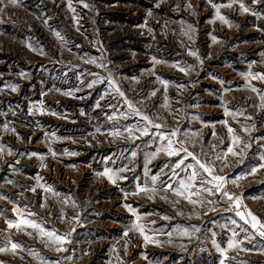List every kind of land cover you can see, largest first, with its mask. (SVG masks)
Here are the masks:
<instances>
[{
	"label": "rangeland",
	"instance_id": "rangeland-1",
	"mask_svg": "<svg viewBox=\"0 0 264 264\" xmlns=\"http://www.w3.org/2000/svg\"><path fill=\"white\" fill-rule=\"evenodd\" d=\"M0 9V264H264V237L226 197L200 191L192 204L162 190L195 170V193L211 177L191 157L175 168L183 152L160 151L170 139L210 163L242 197L239 211L264 221V80L253 78L264 74V0H3ZM142 115L161 127L141 136ZM229 146L238 155L224 157ZM105 169L115 184L97 175ZM154 175L158 194L132 195ZM137 215L158 243L123 235ZM18 217L70 242L9 228Z\"/></svg>",
	"mask_w": 264,
	"mask_h": 264
},
{
	"label": "snow or ice",
	"instance_id": "snow-or-ice-1",
	"mask_svg": "<svg viewBox=\"0 0 264 264\" xmlns=\"http://www.w3.org/2000/svg\"><path fill=\"white\" fill-rule=\"evenodd\" d=\"M9 2L13 5L17 4V0H9ZM3 3V0H0V4ZM229 7L231 5H228ZM84 7H88L87 4L84 5ZM187 7H192L191 4L187 5ZM240 8L242 11H248V9H246L244 7L243 4L240 5ZM3 9H0V11H2ZM216 16L223 21L224 23H228V21L225 19L224 16L220 15L219 11L216 12ZM56 36L58 38H60V34L56 33ZM213 41L215 42V37H213ZM191 55H195V53L190 52ZM199 58V57H197ZM94 62V61H93ZM155 63H161V61L159 60H155ZM173 67H176L175 65H173ZM178 70L185 72V74H187V69L185 68H179ZM259 78L260 80H264V74L261 73H257L255 77L253 78ZM95 83V82H93ZM161 84L165 85V88L167 87V81L161 80L160 81ZM109 84H112V81L109 80ZM114 86V85H113ZM89 87H92V84H89ZM13 91H15V87H13L12 89ZM116 91L119 93V95L121 97L124 96V93L120 91V89L117 87ZM252 91H256L255 88L252 89ZM70 95V93H68ZM150 95L155 96L156 92L153 91ZM262 100H264V97H261ZM126 103H128L127 101H125ZM129 107H131V104L129 103ZM30 113H31V109H30ZM41 114H43V111L41 110ZM53 115H55L54 113H52ZM139 114V113H137ZM230 113L227 112L226 110V115H228ZM141 119L143 121H145V126L143 128H139L137 129V131L140 132V135H147L148 134V128L149 126L151 127H155V128H160L161 125L159 124H153L152 120L149 118V116L147 115H142ZM249 119H251V117H249ZM225 126L228 128V134L230 136V138L233 141V144H237L240 143L239 137L237 136H233V129L231 127H229L227 125V122L225 121ZM5 128H7V125H5ZM245 132H249L250 129L248 128H244L242 129ZM13 132H15V129H12ZM132 129H128V132L131 134L132 133ZM119 133H116V135H118ZM172 136L176 135V132H172L171 133ZM213 135H215V133H213ZM138 138V137H137ZM161 139H164V137H161ZM214 147V146H213ZM160 151H165L166 154L169 157H180L181 152H183L185 155L183 158H180L176 161L175 163V168H181L182 165H184V161L187 157H191L193 160L196 161V164L199 166L200 169L203 170L204 173H206L209 177H211V179L209 180H202V186L201 189L195 193H193L191 191V189H193L195 187V180L197 179V176L199 175V173L197 171H193L191 173V175L188 177L187 182L184 180L180 181V187L179 188H175L172 184H167L162 190L163 191H173L175 193L176 196H180L183 197L184 199L188 200L189 203L192 204H196L197 201L192 199L193 195H197L199 196V192L200 191H204L207 192L208 195H214L216 193H220L221 195H223L224 197L227 198V201L230 202V204H234L235 209H237L236 211V215L240 217L241 220H243L246 224L250 223L251 227L253 229H258V234L261 237H264V221H262L261 219H259L256 215H254L250 210H246V212L244 211H239V209L241 208V204H242V197L241 196H237L234 194H230L227 191L226 188V184L228 183V177L226 176H220V175H216V169L213 166H210V163L208 162H202L194 153L189 152L186 148H182V149H176L173 147V142L169 139L168 140V144L167 147L164 149H161ZM11 154V153H9ZM231 154L232 156H236L238 155V153L236 151H234L233 147L229 146L227 148V152H225L223 155L224 157H227V155ZM133 155H135V153H133ZM53 156H55V153H53ZM222 157L218 154L216 156L217 160H220ZM165 167H167V165H165ZM188 167H192L191 165H189ZM225 167H227V163L225 162ZM261 168H264V164L260 165ZM163 171V170H162ZM173 171L175 172V169H173ZM257 171V169L254 167L252 169V173L251 174H255ZM98 176H103L106 177L111 183L115 184L117 179H119L120 177H118L116 175V173L111 172V170L105 169L104 172L102 173H97ZM242 176H235L233 179V183H235L236 181L242 179ZM152 184L153 187L152 188H147V187H138L137 191L132 193V195H139L141 193L148 195L149 199H152L154 195L158 194V190L155 187L157 180L159 179L158 176H152ZM207 185H211L212 187H207ZM35 188L32 189L33 192H35ZM45 191H49V189H45ZM161 199H165V197H161ZM209 204L214 203V201H208ZM41 207H44V205H41ZM125 207L128 208L129 212H132L133 215H136V213L134 212V210L131 208L130 205H125ZM212 211H215V209H211ZM140 217L137 215L136 216V221L134 222L131 229H129L128 231L124 232V236L127 237L129 235V231H137L139 233L140 236L143 237V240L145 243H158L157 241H154L153 238L151 236H149L148 234H146L145 230H144V226L140 223H138ZM8 227L9 228H17L19 229L22 225L26 226V227H31L33 229L38 230L42 235L47 236L50 240H54L57 244H64L66 242H70L67 241L65 237L63 236H59L57 235L54 231L49 232L46 231L41 225L37 224L35 221L32 220H28L25 219L23 217H18L17 221L15 223L13 222H7ZM74 230V229H73ZM169 235H171V233H169ZM235 235V234H234ZM229 248L235 247L237 246L236 243L230 241L229 242ZM21 247L20 245L16 244V243H12L11 244V248L13 251H15L17 248ZM66 249H64L63 247H57L56 251L58 252H62L65 251ZM217 250L221 251V254L223 255L222 250L219 248V246H217ZM0 251H6V249H0ZM221 264H224L223 260L221 261Z\"/></svg>",
	"mask_w": 264,
	"mask_h": 264
},
{
	"label": "built area",
	"instance_id": "built-area-1",
	"mask_svg": "<svg viewBox=\"0 0 264 264\" xmlns=\"http://www.w3.org/2000/svg\"><path fill=\"white\" fill-rule=\"evenodd\" d=\"M199 249L201 250V247H199Z\"/></svg>",
	"mask_w": 264,
	"mask_h": 264
}]
</instances>
